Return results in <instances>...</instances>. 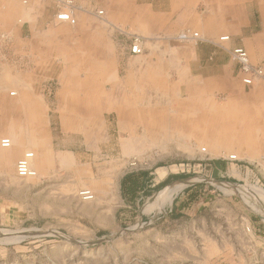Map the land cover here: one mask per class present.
Returning <instances> with one entry per match:
<instances>
[{
    "label": "rangeland",
    "instance_id": "374dc122",
    "mask_svg": "<svg viewBox=\"0 0 264 264\" xmlns=\"http://www.w3.org/2000/svg\"><path fill=\"white\" fill-rule=\"evenodd\" d=\"M90 15L96 54L108 56L114 48L102 5ZM28 18L23 12L12 23L0 15V142H12L10 150H0V264H264V198L257 191L264 189V163L253 157L255 143L232 138L231 146L245 147L246 155L233 149L228 154L251 162L248 176L216 181L195 175L133 200L123 186L125 176L180 159L170 157L159 134L154 136L159 142L147 143L138 153H122L121 142L130 133L152 139L142 132L149 122L156 125L150 129L165 134L167 122L158 120V111L127 110L129 103L135 107L136 96L122 92L120 63L97 62L88 76L91 64L75 61L84 50L75 41L76 26L67 23L61 22L63 61L48 63L47 76L24 77L13 38L17 33L30 37L24 25ZM150 76H144L145 83L164 82L167 89L173 81ZM114 80L117 87L111 88ZM88 90L94 92L93 109ZM126 122L129 126L123 127ZM42 142L49 167L35 168L34 157L36 177L19 178L17 161L25 152L34 153L31 143ZM21 144L24 148L11 161L8 152ZM258 145L264 148V142ZM199 148L205 153V145ZM261 155L264 160V149ZM60 156L68 157L67 163ZM258 166L262 173L254 169ZM85 191L88 200L80 195ZM176 200L177 209L168 211L165 206Z\"/></svg>",
    "mask_w": 264,
    "mask_h": 264
},
{
    "label": "crops",
    "instance_id": "0c3cea01",
    "mask_svg": "<svg viewBox=\"0 0 264 264\" xmlns=\"http://www.w3.org/2000/svg\"><path fill=\"white\" fill-rule=\"evenodd\" d=\"M73 2L77 7L75 41L80 50L84 48L82 53L78 51L75 55V61L91 64L88 76L94 72L97 62L120 63L125 76L122 92L136 96L135 107L129 103L127 110L158 111V120L167 122L165 134L150 129L155 125L153 122L146 123L147 127L142 132L150 133L152 139L130 133L129 139L121 142L122 153L145 150L147 143L159 142L154 138L159 134L160 143L166 144L170 157L180 159L166 166L157 164L151 169L145 168L125 176L130 177L129 183L138 179L133 200L153 196L163 187L185 182L195 175L216 181L248 176L247 170L253 169L251 162L242 158L231 160L228 156L231 149L241 154L245 150L243 146H231L232 138L239 143L247 139L254 142L257 151L253 148L256 151L253 157H259L258 161L264 163L263 156H260L264 148L258 145L264 142V78L245 85L242 82L244 75L232 57L235 48H243L250 65L261 68L264 73V0ZM100 4L107 39L114 48L108 56L97 55L95 51L96 28L90 14ZM23 12L29 15L24 25L30 37L24 39L19 33L15 35L14 58L24 64V77L34 73L42 78L47 76L48 63L63 61L60 48L64 26L56 20L58 8L53 0H0V15L9 16V22L13 23L14 16ZM186 32H196L198 37L180 39L179 35ZM133 35L142 38L143 53L137 59L130 57ZM222 36H228L229 40L219 41ZM18 68L14 66V70ZM144 76H150L152 80L168 76L173 81L167 89L164 82L145 83ZM132 77L135 81L128 82L127 79ZM110 84L111 88L117 87L116 80ZM144 87L149 88L146 93ZM163 93L164 96L161 95ZM153 94L158 96L157 101ZM88 104L92 109L95 106L93 90H88ZM120 107L126 108L123 104ZM163 111H167L166 114ZM124 126L129 124L126 122ZM63 127L66 129L65 124ZM30 145L35 153V168L44 170L49 167L51 162L46 145L43 142ZM201 145L206 146L205 153L200 152ZM24 146L18 145L8 152L11 161ZM11 147L12 142L9 148L0 146V150H10ZM59 160L67 163L68 157L60 156ZM259 167L254 168L258 173L261 172ZM177 207V200L174 206H165L170 212Z\"/></svg>",
    "mask_w": 264,
    "mask_h": 264
},
{
    "label": "built area",
    "instance_id": "2783aa9c",
    "mask_svg": "<svg viewBox=\"0 0 264 264\" xmlns=\"http://www.w3.org/2000/svg\"><path fill=\"white\" fill-rule=\"evenodd\" d=\"M56 3L58 12L56 14V20L59 22L67 23L71 26L76 25L75 18V7L72 0H53ZM25 3V2H24ZM102 14V12H98ZM198 37L196 32H186L179 35V38L184 39H195ZM228 36H222L219 38V41L225 42L228 41ZM130 53L132 55H141L143 53L142 38L136 35L131 37ZM233 59L238 63L240 71L244 75L242 82L245 85H251L254 80H261L264 78L263 70L259 67H252L249 63V58L247 52L243 48H235L232 51ZM2 148H9L11 142L8 138L2 139L1 142ZM204 152V151H202ZM34 153L31 151L25 152L21 158L16 163V175L19 178H34L37 175L36 170L32 167V160L34 159ZM231 160H234V156L229 157ZM83 199L88 200L91 198V195L88 191L80 193Z\"/></svg>",
    "mask_w": 264,
    "mask_h": 264
},
{
    "label": "trees",
    "instance_id": "16d2710c",
    "mask_svg": "<svg viewBox=\"0 0 264 264\" xmlns=\"http://www.w3.org/2000/svg\"><path fill=\"white\" fill-rule=\"evenodd\" d=\"M130 177H125L124 181H123V186L125 185V191H129V193H131L133 195V192L135 190V188H137V180H133L132 182L129 183ZM128 181V184L126 183ZM125 182V183H124ZM129 185V186H128Z\"/></svg>",
    "mask_w": 264,
    "mask_h": 264
},
{
    "label": "bare ground",
    "instance_id": "6f19581e",
    "mask_svg": "<svg viewBox=\"0 0 264 264\" xmlns=\"http://www.w3.org/2000/svg\"><path fill=\"white\" fill-rule=\"evenodd\" d=\"M95 120V119H94ZM1 146V145H0ZM2 148V147H1ZM202 151H204V149H202ZM235 157V156H234ZM257 191L260 194V196L262 198H264V189H262L261 187H257Z\"/></svg>",
    "mask_w": 264,
    "mask_h": 264
}]
</instances>
